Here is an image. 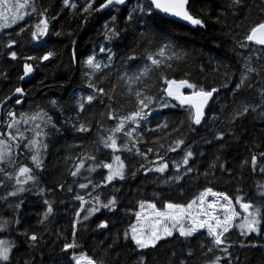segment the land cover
Listing matches in <instances>:
<instances>
[{
    "label": "snow or ice",
    "instance_id": "1",
    "mask_svg": "<svg viewBox=\"0 0 264 264\" xmlns=\"http://www.w3.org/2000/svg\"><path fill=\"white\" fill-rule=\"evenodd\" d=\"M84 0L83 5H78L75 0H62V10L69 9L73 13L83 16L82 24H86L94 15L103 10L111 9L119 11L120 6L129 4V0ZM202 6L194 10V5L191 0H136L127 13V23L143 22V27L149 26V21L154 20L158 14L162 13L167 16L179 18L192 26L206 28L208 22L219 24L228 31L224 35H231L235 41V46L232 51L237 56L241 53L237 49L248 48L253 44L261 46V53H251L247 56H242V63L236 69L238 80L232 91L239 94L245 87L252 89L254 87L253 77H264V0H260L258 5L259 12L253 16V6H250L248 0H201ZM30 9V11H29ZM216 10L214 19L211 17V12ZM37 16V22L30 26V35L33 41H39L49 34V28L52 21L57 19L59 13L52 14L51 6L38 9L36 0H0V30H5L19 21L25 20L26 17L31 18ZM243 20L236 24V20ZM208 17V19H205ZM232 20V25L228 21ZM117 16L113 14L110 21H105L103 25V39L108 44H113L121 38L126 29L119 28ZM234 28L242 29L241 33L237 34ZM25 28H20V33H23ZM60 35V33H55ZM68 35H71L69 33ZM72 44L76 42L71 41ZM18 45L16 39L9 37L4 45L7 54L12 60H17L18 53L13 50V46ZM99 53L105 54L103 59H98V53L93 50L87 55L83 61L85 69L83 75L87 82L90 94L76 98L75 119H65V123L70 125L66 129L68 132L75 131L77 133H90L91 124L80 122V114L83 113L86 105L91 106L97 98L107 97L108 101H113V96L110 91H114L116 84L112 85L111 90H106L102 84L105 74H110L113 66L115 53L112 47H99ZM56 55L55 52L49 50L39 58L34 56L22 57L25 62L23 64V75L19 77L23 81L34 71L33 64L29 61L37 59L48 61ZM259 62V67L254 66V59ZM73 62L77 60L75 48L71 53ZM187 53L176 50L170 42L159 44L155 51L146 52V62L142 67L135 70L130 69L131 65L125 64L127 61H134L136 57L129 56L122 64V70L117 72V83L123 81L127 86V95L134 99L133 110L127 114H117L114 110H110L107 114L108 119L115 120L113 127L107 129H98L99 139L95 145V151H100L102 145L105 149H111V162H97V157L94 153L85 151L77 157L73 163L69 174L72 177L82 175V170L89 174L96 172L98 168L106 169L107 175L103 176L100 181H94L89 177H84L86 183H78V188L87 190L91 186L92 191L85 192L81 195L77 192L74 200L79 201V207L74 212V218L71 221V237H62L60 255L55 253V246L50 248L51 264H122L120 253L116 251L119 247L117 241L121 238L125 241H130L134 246L133 251L136 252L137 260L135 264H150L147 255L143 250H156L162 242L168 238L176 236L187 240L199 233L200 230H206L205 239L198 242L197 248L200 250V257H196V252L191 246H187V252L183 258H178L175 261L169 260V264H241L239 257L234 256L232 249L239 245L244 249H261L264 251V242L252 240L253 234L260 237L264 241V183L258 182L256 185L255 199L247 194H237L234 198L226 192L215 191L213 187H205L203 191L188 201L187 203H175L165 201L161 208L151 200H140L138 202L141 211L135 213V223H130L122 234L118 230L117 234L112 238V243L104 245L100 241L102 250L94 249L95 254L90 255L86 251H82L83 245L78 241L77 226L100 212L101 209H107L109 212H115L118 209V197L114 189L113 193L106 199H102L103 188L112 184L114 181H123L127 178L128 172L132 177L137 175L138 171L148 173H165L169 169V161L163 155L157 154V161H149L148 153L153 152L152 148H148L146 152H142L137 144L142 140V135H138V130L142 127V122L148 120L152 114V105L156 103V97L148 94V85L143 82L145 77L150 78L151 73H156L157 78L163 81L161 88L162 95L160 99L163 103L159 107H169V100L179 102L181 106H188V122L189 127L193 131L194 126L202 125V123H215L219 121V116L213 114L210 118L207 117L206 110L210 108L212 101L220 92V87H227L229 78L235 73L231 72L228 66L217 61L216 66L212 69L219 73L223 69V77L225 83L220 87H206L199 81L193 82L190 73H184L186 78L176 79L170 76L169 73L178 71V67L174 66L184 63ZM211 66V61L208 67ZM7 79V73H0ZM101 81L98 83L97 81ZM133 85H136L133 88ZM184 89L191 90L190 94H185ZM259 102L240 104L234 108L230 116L226 118V127L216 129L214 132V140L223 142L226 136H237L235 131L238 124L242 120L249 117L264 122V87L258 89ZM26 95L23 87H15L8 96L0 100V188L11 189L0 196V201H3L9 208H13L17 215L12 218L0 217V232L15 231L14 225H20L21 219L18 215L19 209L23 201L9 204L10 198H18L21 194L30 191L27 187L29 184L39 186V178L36 172L43 169L44 153L47 150L46 143L49 130L60 131L57 127V122L50 114V110H60L59 102L55 99L48 101L49 108L37 105L34 110L16 112L14 110H3L7 102L14 97L15 104L20 105L23 102V97ZM165 98H169L166 100ZM224 123V121H221ZM169 125L164 123L157 125V129H166ZM179 129H174L178 131ZM106 133V134H105ZM252 143L247 148L249 156L240 162V168H249L251 172H259L264 175V129H261L258 136L250 137ZM258 141V142H257ZM185 144L184 138H178L173 141L167 149L169 152H176L182 145ZM164 145L160 144V148ZM27 149L30 153V163L23 164L18 162V157L21 154L20 149ZM128 153L129 156L122 158L118 153ZM194 152L191 148L184 151V155L180 162L172 161L171 166L176 169V175L169 177V180L178 181L183 179L181 168L183 166L184 175L192 173L194 168L190 165V160L193 158ZM140 157V160H136ZM71 159V158H69ZM126 160L128 163L126 164ZM91 163H87V162ZM147 162V164L145 163ZM87 164V167H86ZM151 164L152 166H147ZM229 171L225 163L220 162V157L215 159L208 165V171L204 173L205 177L209 174L214 175L213 170ZM167 182V181H165ZM58 187L63 189L64 185L59 184ZM52 189L44 187L39 188V195L43 196ZM68 191L72 192L71 186ZM237 193H242L243 190L236 189ZM155 195V194H154ZM86 196L88 199H86ZM208 197L213 199L209 200ZM54 201L44 199V211L41 214L42 218L38 221L44 224L55 215ZM239 207V211L237 210ZM97 229H109V221L101 219L96 225ZM239 230L240 236L249 237L248 242L233 240L231 234L233 230ZM202 235H204L202 233ZM22 236L23 243L26 245L25 255L18 256L19 244L17 239H9L7 237L0 238V264H36V252L41 251L43 242V234L37 232L29 233L28 230L17 233V238ZM220 255H216V252ZM209 254L211 258H209ZM172 256L176 257L177 253L172 251ZM244 264H248L245 260Z\"/></svg>",
    "mask_w": 264,
    "mask_h": 264
},
{
    "label": "trees",
    "instance_id": "2",
    "mask_svg": "<svg viewBox=\"0 0 264 264\" xmlns=\"http://www.w3.org/2000/svg\"><path fill=\"white\" fill-rule=\"evenodd\" d=\"M78 5H83L84 0H75ZM102 0H98V3ZM194 5V10L202 6L201 0H191ZM260 0H248L250 6H253V16L259 12L258 5ZM97 3V6H98ZM136 0H129L126 6H120L118 12L110 10L106 13L99 12L91 17L86 24H82L83 16L73 13L69 9L62 10V0H36V7L51 6L52 14L59 13L57 19L52 21L49 28V34L39 41H33L30 35V26L37 22V16L34 14L31 18L26 17L25 20L19 21L17 24L0 32V73H7V79L0 75V100L8 96L15 87H23L28 95L36 96L34 99H26L23 105L17 108L14 105V99L8 102L4 110L14 109L16 112L34 110L37 105L50 109L48 101L55 99L59 102L60 110H50V114L57 122V127L60 131L49 130L51 133L58 134V142L54 146V154L49 158L50 169L48 170L47 181L39 173V186L29 184L31 190L21 194L18 198H10L8 203L15 204L23 201L19 209L20 225H14L15 231L0 232V238L7 237L9 239H17L19 244L18 256H24L26 245L23 243L22 236L17 238V233L28 230L29 233L37 232L43 234V242L41 251L36 252V264H51L50 248L55 246V253L60 255L59 249L62 237H71V221L74 218V212L79 207V201L74 200L77 192L85 195V192H91L89 186L87 190L78 188V183H86L84 177H89L94 181H100L103 176L107 175L106 169L98 168L96 172L89 174L82 170V175L72 177L69 170L72 169L73 163L77 157L85 151L94 153L97 157V162H111V149H105L100 146V151H95V145L99 139L98 129H107L115 125V120H110L107 114L110 110H114L117 114H127L133 110L134 99L127 95V86L123 81L117 83V72L122 70V64L129 56H135L134 61H127V65H131V70L142 67L146 62V52L155 51L156 46L166 42H170L176 47L177 51L187 53L184 63L176 65L178 71L169 73L176 79L186 78L184 73H190L193 82L199 81L206 87H220L226 81L223 77V69L219 73L212 69L216 66L217 61L228 66L232 75L227 87H220V92L213 99L210 108L207 109V117L210 118L213 114L219 116V121L215 123L207 122L202 125L194 126L193 131L189 127L188 106L179 105L178 101L169 100V107H159L164 101L160 99L161 88L164 86L163 81L158 80L156 73H151L150 78L145 77L143 82L148 85V94L155 96L156 103L152 107V114L148 120L142 122V127L138 130V135H142V140L137 147L142 152H146L148 148H152L153 152L148 153L149 161H157V154L165 156L169 161V169L165 173H148L145 174L142 170L137 172L135 177L128 172L127 178L123 181H114L112 184L103 188L102 199H106L111 195L114 189L118 197V209L115 212H109L107 209H101L89 221L83 222L77 226L78 241L83 245L82 251L94 255V249L102 250L100 241L104 245L112 243V238L119 230L122 234L130 223H135V213L141 211L138 202L140 200H151L161 208L165 201L175 203H187L205 187H213L215 191L226 192L229 196L235 197L237 194H247L253 199L256 196V185L258 182L264 183V175L257 172H251L247 167L240 168V162L249 156L247 148L251 145V136H258L261 129H264V122L249 117L246 120L240 121L236 128L237 136H226L223 146L221 142L214 140V132L216 129L226 127V118L234 108L240 104L259 102L260 87H264V77H253L254 87L252 89L244 88L238 95L232 89L235 82L238 80L236 69L242 63V56H247L251 53L259 55L261 46L251 45L248 48L237 49L241 56H237L232 51L235 46V41L231 35H224L228 31L219 24L208 22L206 28H191L174 20L165 18L161 15L149 21L148 27H143V22L127 23V13ZM30 11V9H29ZM117 16V25L119 28L126 29L122 33L118 41L113 44H108L103 39V25L105 21H110L111 16ZM216 10L211 12V17L214 19ZM208 19V17H205ZM243 17L236 20V24L241 23ZM232 25V20L228 21ZM25 28L23 33H19L20 28ZM234 31L239 34L242 29L234 28ZM55 33H60L56 35ZM71 33V35H68ZM16 39L18 45L13 46V50L18 53L17 60H12L7 54L4 45L9 37ZM75 41L72 44L71 41ZM112 47L117 53L113 61V66L110 74H105L102 81L106 90H111L112 85L116 84L114 91H110L113 96V101L109 102L107 97L97 98L91 106L86 105V110L80 114V122L90 123V133H77L75 131H66L70 125L65 123V119H75L76 109L75 101L77 97L90 94L91 90L87 87V82L83 75L85 69L83 67V59L95 50L98 53V59H103L105 54L99 53L101 45ZM75 48L77 60L73 62L71 53ZM53 51L56 55L48 61H29L33 64L35 75L26 83H22L19 79L23 75L24 60L22 57L34 56L39 58L47 51ZM254 66L259 67V62L255 61ZM211 61V66L208 67ZM101 83V81H97ZM136 85H133L135 88ZM184 92L190 93L191 90L184 89ZM168 100L169 98H165ZM224 121V123H221ZM167 123L166 129H157V125ZM174 129H179L174 131ZM3 130V128L1 129ZM106 134V133H105ZM178 138H184L185 144L177 149L176 152L167 151L168 147L173 144V141ZM258 142V141H257ZM160 144L164 147L160 148ZM191 148L194 152L193 158L190 160V165L194 168L192 173L184 175L183 166L181 175L183 179L178 181L169 180V177L176 175V169L171 166L172 161L180 162L187 148ZM26 154L25 149L21 148ZM264 150V149H261ZM18 162L29 164L27 157L20 151ZM122 158L128 157V153H118ZM28 155V154H27ZM57 160L55 159V156ZM220 157V162L225 163L229 171L213 170L214 175L209 174L205 177L204 173L208 171V165L215 159ZM71 158V159H69ZM136 157V160H140ZM126 164L128 160L125 161ZM158 162V161H157ZM87 163H91L90 161ZM147 164V162H145ZM147 166L151 167V164ZM87 167V164H86ZM167 181V182H165ZM59 184H63L61 189ZM71 186L73 191L69 192L68 187ZM44 187L52 189L51 192L39 195V188ZM242 189V193H237L236 189ZM11 189V185L6 188H0V196ZM155 194V195H154ZM48 199L54 201L55 215L46 221L43 225L40 224L37 228L26 227V222L23 220V209L25 207H38L44 211L43 200ZM86 199L88 197L86 196ZM17 215L13 208H9L7 204L0 201V217L12 218ZM101 219L109 221V229H97L96 225ZM202 233L204 235H202ZM206 230H200L193 237L185 240L182 237L176 236L168 238L162 242L156 250H143L147 255L150 264H169V260H177L183 258L187 252V246H191L196 257H200V250L197 248L198 242L205 239ZM231 238L248 242L249 237L240 236L239 230H233ZM252 240L264 242L260 237L253 234ZM119 247L116 251L120 253L122 264H135L137 260L136 252L133 251L134 246L130 241H125L122 238L117 241ZM172 251L177 253L176 257L172 256ZM234 256L239 257L241 264L247 260L248 264H264V251L261 249H244L239 245L232 249ZM212 254H209L211 258ZM216 255H220L217 251ZM203 259V257H200ZM195 264V257L193 258Z\"/></svg>",
    "mask_w": 264,
    "mask_h": 264
},
{
    "label": "rangeland",
    "instance_id": "3",
    "mask_svg": "<svg viewBox=\"0 0 264 264\" xmlns=\"http://www.w3.org/2000/svg\"><path fill=\"white\" fill-rule=\"evenodd\" d=\"M3 31V30H0V32ZM9 110H14L13 108L12 109H9ZM15 111V110H14ZM2 131V130H0ZM49 132V135L47 137V140H46V143L48 144V147H47V150L46 152L44 153V166H43V169L42 170H39L36 172V175L38 176L39 178V175L38 173L43 176L47 181L48 180V170L50 169V162H49V158H50V155L54 152V146L55 144L58 142V134H55V133H51L49 130H46ZM27 151V149H25ZM20 151L27 157L29 163H30V153L28 152L27 154L22 150L20 149ZM55 156V155H54ZM55 159L57 160V157L55 156ZM31 164V163H30ZM29 165V164H28ZM30 167L32 165H29ZM50 182V181H49ZM209 200L213 199L212 197H208ZM237 210L239 211V207L237 206ZM42 214V210L41 208H38V207H25L23 209V220L26 222V227H29V228H37L39 227L40 223H38V221L42 218L41 216Z\"/></svg>",
    "mask_w": 264,
    "mask_h": 264
},
{
    "label": "water",
    "instance_id": "4",
    "mask_svg": "<svg viewBox=\"0 0 264 264\" xmlns=\"http://www.w3.org/2000/svg\"><path fill=\"white\" fill-rule=\"evenodd\" d=\"M110 10H111V9H106V10H103V11H101V12H102V13H106V12H108V11H110ZM95 15H96V14H94L93 16H95ZM159 15H161V16H163V17H165V18H168V19L174 20V21H176V22H179V23H181V24H184V25H186V26H189V27H191V28H196V27H197V26H192V25L188 24L187 22H185V21H183V20H180L179 18H175V17L167 16V15H164V14H162V13H160ZM93 16H92V17H93ZM254 45H256V44H254ZM257 46H260V45H257ZM34 75H35V70H34L31 74H29V76L26 77V78L22 81V83H26V82L30 81ZM182 91H184V90H182ZM25 93H26V92H25ZM185 94H190V93H186V92H185ZM35 97H36V96L28 95V94L26 93V95L23 97V102H22L20 105H16V107H17V108L21 107L26 99H34ZM16 98H19V97H14L13 99H16ZM13 99H12V100H13ZM212 101H213V100H212ZM212 101H210V104H211ZM9 102H10V101H9ZM7 103H8V102H7ZM206 111H207V110H206ZM1 129H2V127H0V130H1Z\"/></svg>",
    "mask_w": 264,
    "mask_h": 264
},
{
    "label": "flooded vegetation",
    "instance_id": "5",
    "mask_svg": "<svg viewBox=\"0 0 264 264\" xmlns=\"http://www.w3.org/2000/svg\"><path fill=\"white\" fill-rule=\"evenodd\" d=\"M14 105L16 106V104H15V99H14ZM4 109H5V108H4ZM4 109H3V110H4Z\"/></svg>",
    "mask_w": 264,
    "mask_h": 264
}]
</instances>
